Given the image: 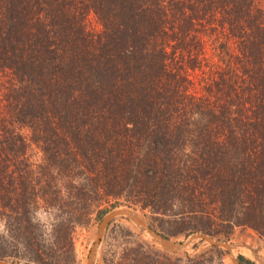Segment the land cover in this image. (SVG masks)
<instances>
[{"label":"trees","instance_id":"obj_1","mask_svg":"<svg viewBox=\"0 0 264 264\" xmlns=\"http://www.w3.org/2000/svg\"><path fill=\"white\" fill-rule=\"evenodd\" d=\"M118 207L264 239V0H0V260L76 264Z\"/></svg>","mask_w":264,"mask_h":264},{"label":"rangeland","instance_id":"obj_2","mask_svg":"<svg viewBox=\"0 0 264 264\" xmlns=\"http://www.w3.org/2000/svg\"><path fill=\"white\" fill-rule=\"evenodd\" d=\"M89 21L90 27L94 28L96 25L94 19L90 17ZM111 210L113 209L109 208L108 212ZM132 210L138 214L149 228L161 236H167V239L172 242H184L192 235H195H167L162 231L167 226L154 221L149 212ZM105 214L98 217L94 214L87 224L75 227L73 243L76 264H87L90 250L97 237L98 224ZM41 221L46 223L44 216L41 217ZM213 240L228 245L230 250L212 247L204 241L196 240L184 249L186 250L185 252L171 253L162 250L153 239L146 236L131 221L116 219L106 228L96 249L93 264H122L124 263L123 257L126 258L138 253L139 244L141 243L147 244L151 251L167 258L166 261H163V264H199L197 260H194L196 256L203 257V260L200 261L202 264H241L238 260L240 256L252 264H264V239L252 230L235 228L230 231L229 236L217 235ZM232 249H235L233 253L231 252Z\"/></svg>","mask_w":264,"mask_h":264},{"label":"water","instance_id":"obj_3","mask_svg":"<svg viewBox=\"0 0 264 264\" xmlns=\"http://www.w3.org/2000/svg\"><path fill=\"white\" fill-rule=\"evenodd\" d=\"M116 219H126L131 221L135 226L141 230L146 236L153 239L156 244L164 251L177 253L181 252L189 245H191L196 240H201L208 243L212 247L216 248H223L227 251L230 250V247L224 243L218 242L213 240L210 236L202 235V234H195L189 237L184 242H172L163 236L159 235L158 233L154 232L151 228H149L144 221L138 216V214L129 208H116L111 210L110 212L106 213L100 220L98 224V232L96 240L90 250L87 264H93L95 258L96 249L100 243V240L106 230V228ZM0 264H17L12 261L8 260H0Z\"/></svg>","mask_w":264,"mask_h":264},{"label":"bare ground","instance_id":"obj_4","mask_svg":"<svg viewBox=\"0 0 264 264\" xmlns=\"http://www.w3.org/2000/svg\"><path fill=\"white\" fill-rule=\"evenodd\" d=\"M185 251H186V250H183V252H185ZM233 251H235V249H232L231 252L233 253ZM236 251H237V250H236ZM240 251H241V250H240ZM244 251H245V250H244ZM241 252H242V251H241ZM240 254H241V253H240Z\"/></svg>","mask_w":264,"mask_h":264}]
</instances>
